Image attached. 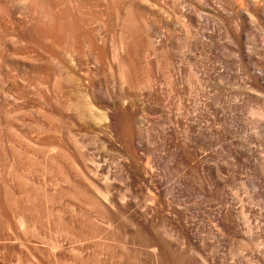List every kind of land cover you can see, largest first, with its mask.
<instances>
[{
  "label": "rangeland",
  "instance_id": "rangeland-1",
  "mask_svg": "<svg viewBox=\"0 0 264 264\" xmlns=\"http://www.w3.org/2000/svg\"><path fill=\"white\" fill-rule=\"evenodd\" d=\"M23 1L0 0V264H264V0H58V30ZM128 3L135 107H115ZM88 180L141 203L111 219L120 199L98 204Z\"/></svg>",
  "mask_w": 264,
  "mask_h": 264
},
{
  "label": "bare ground",
  "instance_id": "bare-ground-1",
  "mask_svg": "<svg viewBox=\"0 0 264 264\" xmlns=\"http://www.w3.org/2000/svg\"><path fill=\"white\" fill-rule=\"evenodd\" d=\"M57 1L58 0H24L23 2L24 3H27L28 4V6L30 5V7H31V10L33 9V11H35V12H37L38 14H39V16H38V23H40V21H44V22H47V25H49V28L47 27V29H62L63 27H64V25H63V22L65 21V17H66V15H64V13H61V12H55V10H54V5L57 3ZM60 1V0H59ZM247 2H248V4L255 10L256 9V7H255V1L254 0H246ZM22 2V3H23ZM110 2H111V0H110ZM245 2V1H244ZM21 3V4H22ZM112 3H114V2H112ZM246 3V2H245ZM111 4V3H110ZM117 4H119V3H117ZM129 4V3H128ZM23 5V4H22ZM113 5V4H112ZM114 7H116L115 5H114ZM117 9V8H116ZM139 8L137 7V6H135V4L133 5L132 3L131 4H129V5H127V6H125L124 7V13L123 14H125V16H124V18H121L122 19V24H120L121 26H122V29L124 30V34L122 35V39H120V42H119V44L117 45V46H119L120 48H122V50H124V49H126V51L128 52V56L130 55V54H132L133 52H134V48L136 47V45L138 44V42L136 41V35L137 34H139L138 33V21L136 20V14H135V17L133 16V11H136V10H138ZM3 10V9H2ZM57 10H59V9H57ZM257 10V9H256ZM60 11V10H59ZM260 14H262V13H264V10L262 9V10H260V11H258ZM67 14H69V13H67ZM115 16V15H114ZM82 17V16H81ZM121 17H123V15L121 16ZM98 18V17H97ZM70 19V18H69ZM118 19V18H117ZM141 19V18H140ZM74 20V19H73ZM75 21V20H74ZM77 21V20H76ZM121 21V20H120ZM37 22V21H36ZM66 22V21H65ZM64 22V23H65ZM70 23V22H69ZM42 24V23H41ZM40 24V25H41ZM43 24H45V23H43ZM67 24V23H66ZM70 25V24H69ZM142 26H144L143 24H142ZM35 27V26H34ZM34 27H32V28H34ZM38 27V26H37ZM75 27H76V24H75ZM146 27V26H145ZM39 28V27H38ZM29 31V30H28ZM33 31V30H32ZM38 31V30H37ZM142 31H144L143 29H142ZM56 32V31H55ZM65 32V31H64ZM139 32H140V30H139ZM27 33V32H26ZM30 33H31V30H30ZM38 33V32H37ZM44 32H42V34H43ZM46 34V37L49 35V37H50V30L49 31H46L45 32ZM120 33V32H119ZM29 34V33H28ZM54 34V33H53ZM57 34V33H56ZM143 34V33H142ZM36 35V34H35ZM61 35V34H60ZM63 35V34H62ZM29 36V35H28ZM55 37V36H54ZM31 38V37H30ZM59 38V37H58ZM73 38V37H72ZM119 38V37H118ZM139 38H140V36H139ZM139 38H137V39H139ZM51 39H53V37L51 38ZM57 39V38H56ZM64 39H66V38H64ZM33 40V39H32ZM54 40V39H53ZM84 40V39H83ZM149 40V39H148ZM40 41V40H39ZM118 41V40H117ZM116 43V42H115ZM148 44V43H147ZM91 47H92V49H98L93 43L91 44ZM115 48L117 49V47L115 46ZM124 48V49H123ZM116 49H115V51H116ZM98 50H100V49H98ZM102 52V51H101ZM117 52V51H116ZM126 52V53H127ZM112 53V52H111ZM101 53H99V54H97L96 55V57H100L101 55H100ZM110 54V53H109ZM104 55V54H103ZM104 57H106V56H104ZM130 57H131V55H130ZM121 58V57H120ZM120 58H118V56H117V54L115 53V54H113V61H114V66L116 67V70L115 71H117V76H118V86H117V83H115V82H113L112 83V88L115 90V92L118 90L119 91V94L117 95V96H115V98L113 99V102H114V106L116 107H124V106H131V107H135V104H134V98L133 97H131L130 95H124V94H121L120 92L125 88V87H127L128 88V90L129 89H132L133 87L132 86H135L134 85V83H135V81H137V69L138 68H136V66H135V63H133L134 62V60L132 59V57L130 58L131 60H129V63H126L124 60H122V59H120ZM95 60H96V62H95ZM105 60V59H104ZM133 60V61H132ZM93 61V60H92ZM94 62H95V64H97V59H94ZM128 62V61H127ZM60 64V63H59ZM94 64V63H93ZM56 65V64H55ZM167 65H168V63H167ZM59 66V65H58ZM96 66V65H95ZM168 67L170 68V65H168ZM89 72V71H88ZM139 72V71H138ZM175 73V72H174ZM86 74H88V73H86ZM57 75H58V72H57ZM174 75V74H173ZM178 75V74H177ZM87 76H89V74L87 75ZM257 76H259V75H257ZM59 77V76H58ZM90 77V76H89ZM168 77V76H167ZM172 77V76H171ZM171 77L169 78V81H168V87L169 86H171V94L173 93V92H175L174 91V85H176V86H178V84H179V82H178V79H176L177 77H172V79H171ZM258 79H260V76L258 77ZM139 81H140V79H138ZM261 80V79H260ZM153 80H151L150 78H145V80L144 81H140L139 83H137V89H139L140 90V93H141V91H143V92H147V93H150L154 88H155V86H156V82L155 83H153L152 82ZM156 81V80H155ZM180 81V80H179ZM58 83V82H57ZM56 83V84H57ZM60 83V82H59ZM67 83V82H66ZM165 83V82H164ZM63 84V83H62ZM68 84V83H67ZM73 84H75V83H73ZM77 84V83H76ZM75 84V85H76ZM158 84V83H157ZM58 85V84H57ZM60 85V84H59ZM78 85V84H77ZM81 85V84H80ZM79 85V86H80ZM160 85H163V84H161L160 83ZM160 85L158 86L157 85V87H160ZM62 86V85H61ZM64 86V85H63ZM65 87V86H64ZM84 87V86H83ZM54 88V87H53ZM77 88V87H76ZM85 88L86 89H90V90H92L93 88H94V85H93V82H91L90 80H88L87 81V83H86V86H85ZM73 89H74V87H73ZM137 89H136V92H137ZM178 89V88H177ZM176 90V89H175ZM191 92V91H190ZM189 92V93H190ZM134 93V92H133ZM192 93V92H191ZM191 93H190V95H191ZM193 94V93H192ZM189 95V96H190ZM103 99H105V97L103 98ZM106 99H108V98H106ZM111 100V98H109V101ZM194 102V104L197 102L198 103V101H193ZM103 103V102H102ZM107 104H108V102H106ZM112 103V102H111ZM78 104V103H77ZM106 104V105H107ZM113 104V103H112ZM116 104V105H115ZM105 104H103V106H106ZM109 105V104H108ZM192 105V104H191ZM197 105V104H196ZM102 106V107H103ZM108 107V106H107ZM138 109V108H137ZM84 110H85V108H84ZM142 110V109H141ZM78 111H80V110H78ZM193 111H195V109L193 110ZM82 118L84 119V120H86L87 122H88V118H90L91 119V117H90V114H89V116L86 114V113H84V111H83V116H82ZM89 119V120H90ZM130 120H132V123L130 122V120H124V122L122 123V133H123V139H124V137H125V144H127V145H131L132 146V144H133V141L136 139L137 141H140V139H141V137H140V134L143 132V128H142V125H143V123H145V121H144V116H143V110L142 111H136V113L131 117V118H129ZM123 140V141H124ZM126 145V147H129V146H127ZM117 157H119L118 155H117ZM92 162V164L94 163L93 161H91ZM96 163V162H95ZM94 163V164H95ZM94 166V165H93ZM96 166H98L97 164L95 165V168H96ZM94 168V169H95ZM99 168V167H98ZM89 172V174L91 175V176H93L92 178H94V179H97V178H99L100 179V176H99V173L97 172V170H89L88 171ZM65 178H67V176H65ZM88 178V177H87ZM98 179V180H99ZM69 181V180H68ZM94 181V180H93ZM93 181H90V180H88V182H89V184H90V186L92 187V189H93V191H94V196H95V198L96 199H94V200H96L97 202H98V204L100 203V205L102 204L103 206H104V204H108L109 206H115V202L117 201H119L118 199H120V202H121V209H119V211L121 210V212L120 213H118V212H112V213H110V212H108V213H110V217L109 218H111V219H117V217H118V219H119V217H121V219H123L126 215L124 214V213H122V212H124L123 211V208H125V207H127L128 206V208H126V209H128V210H130L129 209V204H130V202H131V205L133 204V206L134 205H137L136 203L137 202H140L141 200H140V198H138V197H135V195H134V198H133V202L132 201H130L129 200V197H130V195H128V196H126L127 194H121V195H119V196H117L118 197V199L116 200L115 198H113V197H111V194L109 193V191H102L100 188H98L97 186H96V184L93 182ZM69 182H67V184H68ZM66 184V183H65ZM102 185H104V184H102ZM88 186V185H87ZM107 188V187H106ZM110 189V188H109ZM148 189V188H147ZM107 190V189H106ZM62 191V190H61ZM92 191V192H93ZM60 193V192H59ZM121 193V192H120ZM148 195L147 196H143V199H142V203H144V207L142 208L141 206H139V208H137V209H140V208H142V213L141 214H143V215H147L148 214V212H150L151 210L149 209V208H151V207H147V205L148 206H150L151 205V203H152V205L154 204V206H155V201H156V198H155V196H153L152 195V192L150 191V190H148ZM161 193H162V195H163V197H164V199H165V201L166 202H169V201H173V199L171 198V196H169V194L170 193H168L167 191H164V190H162L161 191ZM62 195V194H61ZM117 195V194H116ZM171 195V194H170ZM131 196H133L132 194H131ZM140 196V195H139ZM116 200V201H115ZM135 201H137L135 204H134V202ZM96 202V203H97ZM120 202H119V204H120ZM141 203V202H140ZM99 205V206H100ZM117 205V204H116ZM131 205H130V207H131ZM138 205H139V203H138ZM143 205V204H142ZM122 206H123V208H122ZM154 206H152V207H154ZM133 208H135V207H133ZM102 209V208H101ZM132 209V208H131ZM152 209V208H151ZM125 210V209H124ZM125 211H127V210H125ZM128 212V211H127ZM107 213V215L109 216V214ZM131 213H132V211H131ZM123 216V217H122ZM165 248V247H164ZM164 251V250H163ZM156 255V254H155Z\"/></svg>",
  "mask_w": 264,
  "mask_h": 264
}]
</instances>
